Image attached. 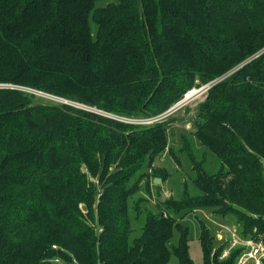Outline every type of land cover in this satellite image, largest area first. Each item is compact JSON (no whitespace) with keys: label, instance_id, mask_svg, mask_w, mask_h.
<instances>
[{"label":"trees","instance_id":"1","mask_svg":"<svg viewBox=\"0 0 264 264\" xmlns=\"http://www.w3.org/2000/svg\"><path fill=\"white\" fill-rule=\"evenodd\" d=\"M1 83L18 87H0V264H196L181 220L198 210L264 240V0H0ZM206 84L180 134L198 192L185 182L157 213L143 193L168 178L159 156L179 161L170 118L128 123L19 88L153 117ZM199 223L204 264H235L241 248L221 258Z\"/></svg>","mask_w":264,"mask_h":264},{"label":"rangeland","instance_id":"2","mask_svg":"<svg viewBox=\"0 0 264 264\" xmlns=\"http://www.w3.org/2000/svg\"><path fill=\"white\" fill-rule=\"evenodd\" d=\"M0 87H4V86L0 85ZM208 89L203 88L201 91H199V93L193 95L183 107L173 112L171 115L165 117V120L169 118L171 119L172 133H171L170 147H172L174 151L178 153L177 155L179 161L172 155L169 149H167L155 161L156 166L162 168L164 167L165 169H167L169 173L168 178L166 180H163V178L159 176L162 180L161 182L158 183L154 181V179L156 178L155 175L151 174L150 183H149L150 193L149 192L143 193L144 194L143 203L145 204L148 203L149 206L148 208L153 210L155 213L159 212L160 208L166 209L164 202L167 201V199L171 198V199L179 200L183 197L185 190V182L188 184V189L192 194L198 192L197 187L193 185L194 182L192 181V176H193V171L191 169L192 163L187 153L180 150V146H182L183 143L180 140L181 139L180 134L182 132L190 133L195 129L192 121L193 120L192 117L196 115L197 105L200 102L204 101L205 98L207 97ZM27 91H30L36 95L35 101L61 102L59 98H56L52 95H47L42 92L33 91V90H27ZM192 141L196 142L195 140H193V138ZM196 144L197 143H194V147L196 150L195 154L197 153L198 158H200L203 154L202 149L199 146L196 147ZM218 165H219V161L210 152V154H208V163H207L208 170L216 171ZM163 194L166 197L165 199H163L162 197ZM133 216H134V225L136 228L133 233V236L135 237L140 234L141 226L144 223L145 218L144 217L136 218V214L134 211H133ZM199 218L204 219L208 224L213 225L216 233H224V234H226L229 231V228L235 225L234 223L235 218L233 215H229L225 217L218 216L212 213L211 210H198L196 212H191L187 214L181 220L185 226H188L190 228L189 244H190L191 257L193 258L196 264H204L202 247L199 239L200 231H201ZM178 240H179V232L178 230H175L172 238V242L177 244ZM178 262L179 260L177 256L173 254L168 264H178Z\"/></svg>","mask_w":264,"mask_h":264},{"label":"built area","instance_id":"3","mask_svg":"<svg viewBox=\"0 0 264 264\" xmlns=\"http://www.w3.org/2000/svg\"><path fill=\"white\" fill-rule=\"evenodd\" d=\"M0 85L4 87H18L8 83H2ZM210 86H211L210 84H206L203 85L202 87H195L190 89L181 100L176 102L167 111L153 117H130L126 115H117L101 109H97L95 107L85 105L80 102L70 101L65 98H60L56 96L54 97L59 98L61 102L68 103L77 107L85 108L88 110H93V111L95 110L100 114L115 118L119 121L149 125L157 121L164 120L166 116L171 115L173 112L183 107L193 95L199 93V91H201L203 88L204 89L210 88ZM19 88L24 90H31L21 86ZM216 234L218 241H220L221 243L223 242L227 243V246L224 249L221 258L227 257L233 249L241 248L240 254L235 264H264V240L262 237L256 238L254 236H245L241 232V229L236 225H233L231 228H229V231L226 234L224 233H216ZM54 247L56 248V245H54ZM54 262L57 264L63 263L61 258L59 257L55 258Z\"/></svg>","mask_w":264,"mask_h":264},{"label":"water","instance_id":"4","mask_svg":"<svg viewBox=\"0 0 264 264\" xmlns=\"http://www.w3.org/2000/svg\"><path fill=\"white\" fill-rule=\"evenodd\" d=\"M161 180H162V179H161L160 177H156V178L154 179V181H155L156 183L161 182ZM162 197H163V199L166 198L164 194L162 195Z\"/></svg>","mask_w":264,"mask_h":264}]
</instances>
